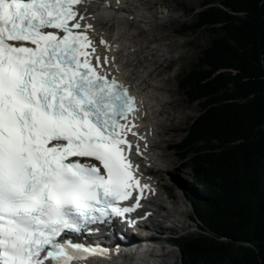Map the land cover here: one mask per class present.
I'll return each mask as SVG.
<instances>
[{"label": "snow or ice", "instance_id": "snow-or-ice-1", "mask_svg": "<svg viewBox=\"0 0 264 264\" xmlns=\"http://www.w3.org/2000/svg\"><path fill=\"white\" fill-rule=\"evenodd\" d=\"M89 13L90 0H0V264L109 259L91 236L134 227L155 192L132 159L137 99Z\"/></svg>", "mask_w": 264, "mask_h": 264}, {"label": "trees", "instance_id": "trees-1", "mask_svg": "<svg viewBox=\"0 0 264 264\" xmlns=\"http://www.w3.org/2000/svg\"><path fill=\"white\" fill-rule=\"evenodd\" d=\"M196 15L184 32L211 43L181 87L201 110L173 148L198 232L174 244L183 264H264V0H205Z\"/></svg>", "mask_w": 264, "mask_h": 264}, {"label": "bare ground", "instance_id": "bare-ground-1", "mask_svg": "<svg viewBox=\"0 0 264 264\" xmlns=\"http://www.w3.org/2000/svg\"><path fill=\"white\" fill-rule=\"evenodd\" d=\"M110 3L111 7H108L105 0H90L89 14L95 12V19L91 20L95 26L93 36L97 43L103 37L112 45L111 51L99 44L97 50L102 57H115L109 71L127 85L130 94L137 99L140 111L136 114L135 122L139 125L136 131L144 136L145 140L130 136L134 143L141 145L143 151V155L136 153L135 162L140 165L143 175H146L145 182L155 189L154 194L149 193L147 196H155L153 208L156 213L163 218L174 219L176 215L163 206L165 196L170 199L173 195L168 189L162 192V172L165 170L164 166H171L177 160L167 154L171 144L168 148H163V145L169 143L165 136L178 130L176 120L185 119V115L178 111L183 103L175 96L176 89L170 82L171 76H161L166 72L168 64L175 59L174 51L178 47L172 42L164 44L167 35L161 26L154 24V21H161L166 17L164 12L153 11L154 6L160 3L159 0H120V7L116 6V0H110ZM117 68L119 71H116ZM158 136L164 138L160 139ZM133 151L135 152V148ZM151 166H158V169L152 170ZM180 191L179 189L177 192ZM177 203L179 205V201ZM170 256H176V252L163 251L160 256L135 253L129 257L111 258L102 262L95 260L89 264H170Z\"/></svg>", "mask_w": 264, "mask_h": 264}, {"label": "rangeland", "instance_id": "rangeland-1", "mask_svg": "<svg viewBox=\"0 0 264 264\" xmlns=\"http://www.w3.org/2000/svg\"><path fill=\"white\" fill-rule=\"evenodd\" d=\"M160 3L154 6V12H164L165 18L161 21H154V24L161 26L167 35L164 44L176 43L177 49L174 51L175 59L168 64L166 72L161 77H170V82L174 85L176 91V98L182 100V108H178V111L184 113L185 119L176 120L179 125L178 130L172 131L169 135L165 136L169 139V143H165L163 148H168L171 144V148L168 150V156H173L175 162L171 166H164L162 192L168 189L172 192V198L165 196V202L163 206L172 214L176 215V218L166 219L168 226L177 227V229H170L168 231L171 235L176 236H189L198 232V227L191 219L192 208L191 202L187 194L193 196L195 194L191 188L193 184V171L190 168L189 162L176 151L175 147L182 139V135L195 120L201 110L199 103H191L185 90L181 87L183 77H185L195 64L199 62V57L202 55V51L207 49L211 43V33L205 29L197 32H184V27L192 24L197 20V12L201 10V6L205 0H159ZM164 17V16H163ZM145 25V24H143ZM158 138L163 139L158 136ZM159 151V150H158ZM156 166V165H155ZM158 169V166L156 167ZM156 174V173H155ZM180 193L177 192L179 189ZM165 192V191H164ZM167 192V191H166ZM186 194V195H185ZM195 196V195H194ZM179 201V205H177ZM174 204V205H173ZM159 246H162L163 251H175L176 256L169 257L168 263L170 264H183L181 263L182 254L179 247L173 242H161ZM160 261H157V263Z\"/></svg>", "mask_w": 264, "mask_h": 264}]
</instances>
